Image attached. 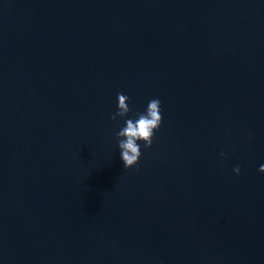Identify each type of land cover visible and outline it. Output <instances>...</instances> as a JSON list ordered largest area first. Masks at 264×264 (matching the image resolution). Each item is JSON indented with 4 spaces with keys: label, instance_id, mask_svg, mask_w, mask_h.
<instances>
[{
    "label": "water",
    "instance_id": "1",
    "mask_svg": "<svg viewBox=\"0 0 264 264\" xmlns=\"http://www.w3.org/2000/svg\"><path fill=\"white\" fill-rule=\"evenodd\" d=\"M261 165L264 0H0V264H264Z\"/></svg>",
    "mask_w": 264,
    "mask_h": 264
},
{
    "label": "clouds",
    "instance_id": "2",
    "mask_svg": "<svg viewBox=\"0 0 264 264\" xmlns=\"http://www.w3.org/2000/svg\"><path fill=\"white\" fill-rule=\"evenodd\" d=\"M128 97L117 93V111L110 117L112 120L125 118L130 112ZM162 116L160 100L151 99L143 113H138L135 120L128 118L125 126L117 132V148L120 151L124 169L133 168L141 156L140 142L145 148L151 147L154 133L159 129ZM223 155V153H222ZM237 175L239 168L233 170ZM259 172L264 173V165L259 167Z\"/></svg>",
    "mask_w": 264,
    "mask_h": 264
}]
</instances>
